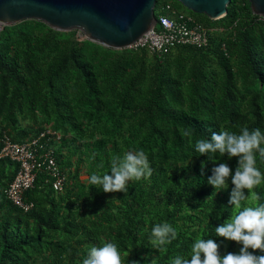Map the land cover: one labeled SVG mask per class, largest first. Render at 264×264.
<instances>
[{
  "label": "trees",
  "instance_id": "1",
  "mask_svg": "<svg viewBox=\"0 0 264 264\" xmlns=\"http://www.w3.org/2000/svg\"><path fill=\"white\" fill-rule=\"evenodd\" d=\"M167 3L186 10L156 0L157 20ZM185 12L210 29L207 47L177 46L160 56L113 50L35 20L0 31V139L22 143L46 127L58 131L55 159L65 177L58 192L38 172L23 195L33 207L24 212L4 195L17 165L0 160V264H82L90 247L107 242L129 253L126 264L190 258L200 238L215 240L221 256L239 253L242 245L214 230L239 211L228 204L231 181L221 190L207 182L221 162L234 172L237 159L200 156L195 145L223 130L264 132V20L248 0H230L218 20ZM128 150L147 154L150 177L129 181L126 193L89 185L88 177L111 174L112 157ZM256 161L264 174L259 153ZM252 191L260 200L246 190L242 206L264 203V183ZM163 222L177 237L156 247L151 229Z\"/></svg>",
  "mask_w": 264,
  "mask_h": 264
},
{
  "label": "clouds",
  "instance_id": "2",
  "mask_svg": "<svg viewBox=\"0 0 264 264\" xmlns=\"http://www.w3.org/2000/svg\"><path fill=\"white\" fill-rule=\"evenodd\" d=\"M189 134L185 132V135ZM195 148L200 156L208 157L209 154L219 152L229 159H237L234 172L227 163L221 162L212 168V175L207 182L213 189L221 190L226 189L231 181L233 187L228 204L239 211L214 230L216 236L236 242L242 247L238 254L229 252L221 256L220 245L215 240L200 238L193 243L190 258L176 255L171 264H264V255L253 254L256 250L264 252V203L242 206V202L249 198L246 190L255 201L260 200V196L252 190L264 183V174L257 167L256 161V153L264 158V132L259 128H241L239 134L228 130L213 132L210 139H199ZM110 173H93L88 177L89 185L99 186L105 193H126L129 181L150 177L152 169L143 150H128L122 156L112 157ZM176 237L177 230L168 222L157 223L151 229V243L156 247L171 243ZM128 256V252L122 256L115 243L107 242L100 247H90L82 264H126ZM129 264L136 262L131 261ZM152 264H156L155 260Z\"/></svg>",
  "mask_w": 264,
  "mask_h": 264
},
{
  "label": "water",
  "instance_id": "3",
  "mask_svg": "<svg viewBox=\"0 0 264 264\" xmlns=\"http://www.w3.org/2000/svg\"><path fill=\"white\" fill-rule=\"evenodd\" d=\"M175 1L210 20L224 17L230 2ZM248 2L252 14L264 20V0ZM155 5L156 0H0V24L3 29L35 20L58 32L80 31L102 47L124 50L157 25Z\"/></svg>",
  "mask_w": 264,
  "mask_h": 264
},
{
  "label": "built area",
  "instance_id": "4",
  "mask_svg": "<svg viewBox=\"0 0 264 264\" xmlns=\"http://www.w3.org/2000/svg\"><path fill=\"white\" fill-rule=\"evenodd\" d=\"M163 11L164 14L157 20V25L139 37L128 49H146L150 54L160 56L177 46H208L210 29L171 3L165 4ZM76 32L78 40H84V35L80 31ZM61 139L62 135L50 127L44 128L35 137L22 143L12 141L7 135L1 137L0 160L6 159L17 165V172L4 191L5 198L14 206L24 212L32 209L33 204L25 203L23 195L33 187L37 173L42 170L53 178L54 190H62L65 177L55 159L56 145Z\"/></svg>",
  "mask_w": 264,
  "mask_h": 264
},
{
  "label": "rangeland",
  "instance_id": "5",
  "mask_svg": "<svg viewBox=\"0 0 264 264\" xmlns=\"http://www.w3.org/2000/svg\"><path fill=\"white\" fill-rule=\"evenodd\" d=\"M185 10V9H184ZM186 11V10H185ZM84 179V177H82Z\"/></svg>",
  "mask_w": 264,
  "mask_h": 264
}]
</instances>
